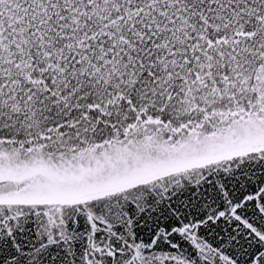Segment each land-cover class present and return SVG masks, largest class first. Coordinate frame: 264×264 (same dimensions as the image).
<instances>
[{"label":"snow or ice","instance_id":"6c2138e0","mask_svg":"<svg viewBox=\"0 0 264 264\" xmlns=\"http://www.w3.org/2000/svg\"><path fill=\"white\" fill-rule=\"evenodd\" d=\"M0 264H264V0H0Z\"/></svg>","mask_w":264,"mask_h":264}]
</instances>
